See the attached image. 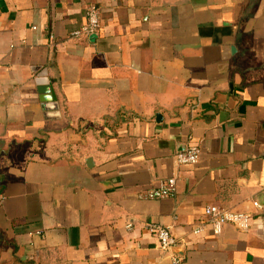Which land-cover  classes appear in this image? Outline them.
<instances>
[{"label": "crops", "instance_id": "1", "mask_svg": "<svg viewBox=\"0 0 264 264\" xmlns=\"http://www.w3.org/2000/svg\"><path fill=\"white\" fill-rule=\"evenodd\" d=\"M89 5L97 34L72 37ZM169 177L173 197H143ZM207 205L250 228L193 235ZM147 221L181 243L161 253ZM170 254L264 264V0H0V264Z\"/></svg>", "mask_w": 264, "mask_h": 264}, {"label": "built area", "instance_id": "2", "mask_svg": "<svg viewBox=\"0 0 264 264\" xmlns=\"http://www.w3.org/2000/svg\"><path fill=\"white\" fill-rule=\"evenodd\" d=\"M101 9L96 5H89L85 11V23L71 31L72 37L82 35L97 34L100 27ZM201 150L197 145H191L181 152L174 155V161L177 165H194L200 159ZM175 178L169 177L165 180L158 181L156 186L146 191L143 195L148 199H163L173 197L175 195ZM254 207L260 208L257 202L252 203ZM251 216L247 212L234 211L228 208L216 205H207L203 209V218L192 229L193 235H199L205 229L212 235L221 233L224 225H231L236 230L246 232L250 228ZM127 229L131 228V224L126 225ZM145 233L154 236L157 240L161 253H169V251L178 246L181 240L175 237L169 227L154 221H147L142 224ZM182 257L178 254H170L167 261L158 262L156 264H182Z\"/></svg>", "mask_w": 264, "mask_h": 264}, {"label": "water", "instance_id": "3", "mask_svg": "<svg viewBox=\"0 0 264 264\" xmlns=\"http://www.w3.org/2000/svg\"><path fill=\"white\" fill-rule=\"evenodd\" d=\"M35 83L37 84L38 86V90L41 92V93H44L46 95H48L51 99V102H54L55 101V96L53 95V92L50 88V84H49V81L47 79V76H46V73L44 70H42L41 72H39V74L37 75V77L35 78ZM53 106H56V105H53ZM175 248V247H173ZM172 248V249H173Z\"/></svg>", "mask_w": 264, "mask_h": 264}]
</instances>
